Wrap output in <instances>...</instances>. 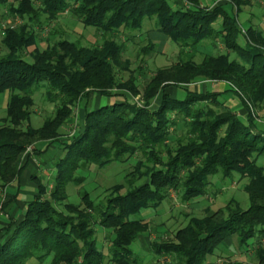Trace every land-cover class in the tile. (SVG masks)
Masks as SVG:
<instances>
[{
    "label": "trees",
    "instance_id": "trees-1",
    "mask_svg": "<svg viewBox=\"0 0 264 264\" xmlns=\"http://www.w3.org/2000/svg\"><path fill=\"white\" fill-rule=\"evenodd\" d=\"M10 1L0 0V6H10V17L22 23L3 29L0 42L5 52L0 57V94L9 93L0 121V189L18 180L24 157L31 152L39 155L37 143L59 142L62 154L49 181L33 177L37 195L25 205L22 217L0 223V264L48 258L49 264H106L95 226L113 235L108 250L111 264H143L130 246L148 226L132 217L157 209L168 199L169 190L178 192L182 202H191L206 194L211 179L230 183L234 176L247 182L246 210L230 199L209 216L191 217L173 242L153 244L152 250L179 264H208L221 246L234 239L244 252L255 247L254 264H264V165L258 164L264 158V128L257 129V117L251 112L264 110L263 32L253 28L242 32L234 18L220 8L208 11L200 0H12V5ZM228 1L237 11L250 4V0ZM67 10L85 28L98 31L101 43L82 48L50 33L54 40L40 50L37 30ZM145 18L155 19L158 31L180 48L183 58L169 69H158L140 91L135 76L118 78L119 72L129 70V63L116 36L141 30ZM210 42L221 43L226 53L203 55L196 62L198 49ZM155 47L149 41L141 52L147 55ZM30 48L27 61L24 53ZM201 81L227 83L246 118L226 108L215 93L186 89L183 97L169 94ZM42 83L54 110L35 129L29 125L31 92ZM115 91L140 99L86 112L84 126L60 139V130L73 119V109L82 100L92 93L110 97ZM135 155L139 160L121 185L107 190L104 204L83 193L78 205L56 209L66 200L69 184L85 181L81 171L124 163ZM11 204L8 199L1 211L6 213Z\"/></svg>",
    "mask_w": 264,
    "mask_h": 264
},
{
    "label": "rangeland",
    "instance_id": "rangeland-1",
    "mask_svg": "<svg viewBox=\"0 0 264 264\" xmlns=\"http://www.w3.org/2000/svg\"><path fill=\"white\" fill-rule=\"evenodd\" d=\"M12 0L9 2L12 5ZM257 6V5H256ZM10 6H0V42L3 37V29L8 27H17L20 25V19L17 17L11 18L9 15ZM175 7V6H173ZM253 7V5H251ZM259 8V7H257ZM252 9V8H251ZM250 8L242 9L241 14L238 16L239 26L242 29H246L250 26L257 27V16L252 19L249 23H245L247 13L251 10ZM254 12L258 11L256 8L252 9ZM261 10V9H260ZM260 17H258L259 20ZM22 23V22H21ZM39 33V41L37 43L38 48L43 50L46 48L48 43H52L54 39H67L70 42H74L78 47L89 48L91 46L100 44L102 36L98 31L92 28H85L80 21L70 13L69 10L64 12V15L58 18L56 22L50 23L48 26H44L42 30H37ZM50 33H54L56 37L54 39L50 36ZM157 26H155L154 18H145L143 20L142 29L135 32H126L116 36L117 41L124 44L123 59L129 63L128 71L119 72V79L122 81L127 80L130 76L137 78V85L140 91L143 90L148 80L155 74L158 69H169L175 65L183 56L180 53V48L171 43L169 40L162 43L161 39H152V35L158 34ZM49 37V41H45ZM58 41L55 40L54 43ZM156 44L154 51H150L149 54H142V50L148 49V42ZM238 42L243 44V39L240 37ZM198 49L195 61L199 62L203 55L209 54L208 49ZM33 48L28 49L24 53V57L29 61V53ZM219 53L216 52V54ZM5 55L4 49L0 44V57ZM231 59H234V55H230ZM217 82H206L201 81L196 83L194 86L186 87L182 86L179 90V96L184 94L186 89L199 90L201 85H207V92L210 93V85H216ZM196 86V87H195ZM46 84L42 83L38 87L32 89V97L34 100V106L31 109L32 115L29 125L32 128H39L43 121L50 118L53 115L54 105L47 102L44 95L46 92ZM216 88V87H215ZM175 90H171L173 93ZM177 94V92H176ZM9 93L6 92L0 95V121L5 117L6 103L4 99L8 98ZM178 95V94H177ZM138 102L140 97L131 98L129 101ZM106 103V102H105ZM104 103V104H105ZM111 104V103H110ZM80 105V104H79ZM205 103L199 104V107H203ZM142 107V106H140ZM259 108L252 109V114L257 117V122L264 116L258 115ZM80 107L73 109V123H70L65 130H63L64 138H69L77 132V124L79 119ZM76 115V116H75ZM81 116V115H80ZM76 118L77 121H76ZM263 121V120H261ZM1 125V124H0ZM25 127V125H24ZM182 129L181 131H183ZM180 130L177 131L181 134ZM31 151V149H29ZM51 152V151H50ZM52 153H48L51 156ZM139 155H135L124 163H113L105 168L99 169L97 166H90L79 173L81 176H85V181L81 185L69 184L66 187L67 198L60 206H56V209L62 211V205L73 204L78 205L80 203L81 194L87 193L90 198L96 204H104L105 195L108 193L107 190L115 185H121L125 175L132 171L133 166L139 160ZM258 164L264 165V158L258 161ZM55 174V172H54ZM83 174V175H82ZM47 181L50 179V174L44 176ZM46 179L44 182H46ZM247 182L240 179L238 176H234L230 183H226L220 180L219 177L211 179V185L206 189V194L201 198H196L191 202H182L180 194L175 190L168 191V199L165 200L159 208L156 210L149 209L142 211L139 215L132 217V220H139L143 217L145 223L148 226V230L143 234V238L140 242L144 245L146 240L150 243L148 247L141 245L139 252L141 256H144L145 264H179L172 256H157L153 252V244L170 243L174 241L175 233L186 226L191 217L202 218L206 215L212 214L218 208L225 205L230 199H235L239 202L241 208L246 210L248 208V197L243 191V187ZM0 199H2L0 194ZM48 199V197L46 198ZM148 212V213H146ZM0 213L1 206H0ZM144 213L143 215H141ZM96 229V241L97 246L106 255V264H111L108 255L110 247V241L113 238L111 232L105 231L99 226H95ZM264 241V240H263ZM262 242V241H261ZM257 245V242H255ZM255 246V245H254ZM250 247L247 252L239 250L237 248L234 239L221 246L214 256H212L211 264H254L255 258L253 255V249ZM130 249L134 251L136 249V243L130 246ZM138 251V250H137ZM50 259H46L42 262H38L35 259L29 260L26 264H49Z\"/></svg>",
    "mask_w": 264,
    "mask_h": 264
},
{
    "label": "crops",
    "instance_id": "crops-1",
    "mask_svg": "<svg viewBox=\"0 0 264 264\" xmlns=\"http://www.w3.org/2000/svg\"><path fill=\"white\" fill-rule=\"evenodd\" d=\"M251 5H253V7H251ZM200 6L208 9V11H214L215 9H218V8L222 9L225 13H227V15H229L230 17H232L236 20V24L239 27V29L242 30V32H245L249 28H253V29L261 30L264 34V0H250V4L248 6L241 8L240 11H237L236 8L233 5H231L228 0H200ZM257 7H259V8H257ZM244 8H250V9L256 8L258 10V11L254 12L251 9L247 13L248 15H247L246 20H245V23H249L252 19H255V17L257 16V23H258L257 27L254 28V27L250 26L246 29H242L239 26L238 16H239V14H241L242 9H244ZM258 17H260L259 20H258ZM220 23H221V18H219L217 23L215 24L216 29L220 28ZM155 26H157L156 22H155ZM157 31H158V29H157ZM158 34H160V35H157V34L154 35L153 34L151 36L152 38L150 40L152 41V39L157 38V39H161L160 42H162V43H164L168 40V38L166 36H164L163 34H161L160 32ZM241 38L243 39V37H241ZM243 44H244V39H243ZM243 44H241V45H243ZM201 49L210 50V53L206 54V55H210V56L211 55L217 56L219 54L226 53V49L219 42L206 43L201 47ZM218 51H219V53L216 54V52H218ZM230 89H231L230 86L227 83H223V82H217L215 86L210 85V92L218 94L219 95V98H218L219 101L221 103H223V105L226 108H228L229 110L234 112L240 119L244 120L247 116V113H246L245 109L243 108L242 103L240 102V99L236 95H234V93ZM196 91L201 92V93L207 92V85H205V86L201 85L199 90H197V88H196ZM2 94H4V93H2ZM2 94H0V95H2ZM169 94L172 97L173 96L183 97L182 95L179 96L178 92H177L178 95L176 94V92H173V93L170 92ZM130 97L131 96L128 93L122 92V91L112 92L110 97L109 96H105V97L99 96L98 94H95V93L90 94L87 98H85L84 100H82L79 103L80 105L78 104V106L80 107V111H79V119L76 118V121L78 119L77 130L84 126V116H85L86 112L93 111V110L100 108V107H106V106L112 105L114 103H122L124 101H129ZM8 100H9V95H8L7 99L6 98L4 99V103H6L5 104L6 107H7ZM133 100H135V99H133ZM5 112H6V108H5ZM258 115L264 116V110L263 111L259 110ZM74 119L75 118H73L71 121L67 122L63 126V128L60 130V133H61L60 139L61 140L66 139V138H64L66 136L63 135V130H65V128L70 123H73ZM261 120H263V121H261ZM261 120L258 121L259 127L257 129H259V130L264 128V117L261 118ZM34 148L39 152V155L32 154L33 152H31L28 157L27 156L24 157L22 164L25 167H24L23 172L19 176L18 180L13 182L9 186H7L5 189H3V190L0 189V194L2 197V199H0V206L2 204L6 203V201H8V199L12 200V204L7 208L6 213H3V212L0 213V223H2V221L9 220V218H14L15 220H17V219L22 217L25 205L37 195V185H36L35 181L33 180V177H37L38 179L45 181L46 178L44 176L47 175L48 173L50 174V176L54 175V163L57 161V159L62 154L61 144L59 142L52 143V144H49L47 142H41V143H37L34 146ZM48 153H52V155L48 156ZM147 210H149V209H147ZM154 210H156V209H154ZM146 213H148V212H146ZM143 214L144 213H142L141 215H143ZM139 220L145 222L143 217L140 218ZM141 239H144L143 235L138 237L137 241L135 242L136 243V249L134 251H132V250L131 251L133 252L134 256L136 258H138V260L142 261L143 264H145L144 256H141L140 253H142V252H139V250H140L139 247L141 245H143L140 242ZM149 244L150 243L146 240V243H144L143 246L148 247ZM211 259L212 258H209L208 264L212 263ZM108 261H109V259H108Z\"/></svg>",
    "mask_w": 264,
    "mask_h": 264
},
{
    "label": "built area",
    "instance_id": "built-area-1",
    "mask_svg": "<svg viewBox=\"0 0 264 264\" xmlns=\"http://www.w3.org/2000/svg\"><path fill=\"white\" fill-rule=\"evenodd\" d=\"M19 19V18H18ZM21 21V20H20ZM22 22V21H21ZM21 22L19 23V24H21ZM11 28H13V27H11Z\"/></svg>",
    "mask_w": 264,
    "mask_h": 264
}]
</instances>
